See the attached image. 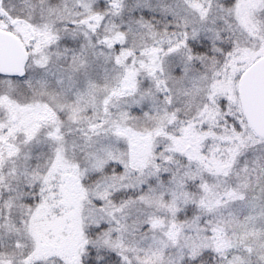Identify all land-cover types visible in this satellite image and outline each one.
Listing matches in <instances>:
<instances>
[{"label":"snow or ice","instance_id":"1","mask_svg":"<svg viewBox=\"0 0 264 264\" xmlns=\"http://www.w3.org/2000/svg\"><path fill=\"white\" fill-rule=\"evenodd\" d=\"M0 264H264V0H0Z\"/></svg>","mask_w":264,"mask_h":264}]
</instances>
